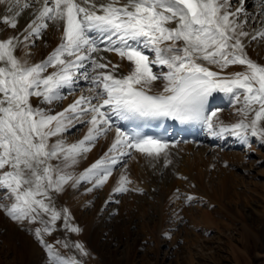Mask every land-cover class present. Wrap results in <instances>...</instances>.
I'll use <instances>...</instances> for the list:
<instances>
[{
	"label": "snow or ice",
	"instance_id": "snow-or-ice-1",
	"mask_svg": "<svg viewBox=\"0 0 264 264\" xmlns=\"http://www.w3.org/2000/svg\"><path fill=\"white\" fill-rule=\"evenodd\" d=\"M82 2L88 4L89 0ZM15 6V11L12 6L8 8L13 14L4 15L0 21L13 29L21 11L30 7L28 3L21 5V0H15ZM229 7L230 0H127L123 5L119 0H108L99 6L93 2L89 7L77 0H44L35 19L27 25L23 41L19 36L0 40V191L7 192L14 201L0 207H6L7 215L14 220L41 225L35 235L52 258L51 264L79 262L61 259L44 235L55 231L62 215L65 228L80 231L70 226L71 214L66 208L57 210L53 193L63 192L70 182L73 187L81 182L92 183L88 191L102 187L119 157L130 155L129 149L159 157L169 148L160 139L129 135L117 127L108 154L78 176L69 171L79 156L111 131L112 114L120 119L171 117L203 121L215 136L234 135L247 143L250 134L264 142V127L260 126L264 121V66L252 61L244 51L242 38L249 33L243 31L247 21L238 22L243 9L229 11ZM48 22L64 25L59 46L40 63L19 59L15 55L17 45L27 48L34 44L32 38L41 37ZM172 24L175 26L169 27ZM94 32L101 35L99 43L92 37ZM257 36L264 38V30L252 38ZM165 41L172 43L161 47ZM179 42L182 47L176 46ZM148 51L153 53L152 60ZM101 52H115L121 59L126 58L131 71L119 77L115 74L118 65L104 71L111 61L102 62L105 58L99 56ZM197 60L221 70L245 65L246 71L222 76ZM50 67L57 71L45 76ZM153 67H166L167 71L154 73ZM74 78L88 81L93 95H81L56 115L32 106L33 96L40 97L44 104L63 99L62 89H71ZM158 79L166 82L163 91L149 94ZM214 92L232 94L237 103L243 97L239 111L245 117L254 112V119L214 127L207 113V103ZM72 121L90 125L84 138L70 145L63 139L49 144L51 137L60 136ZM53 160L58 163L53 164ZM129 183L128 177L122 175L114 191L127 192ZM75 246L83 252V245Z\"/></svg>",
	"mask_w": 264,
	"mask_h": 264
},
{
	"label": "rangeland",
	"instance_id": "rangeland-1",
	"mask_svg": "<svg viewBox=\"0 0 264 264\" xmlns=\"http://www.w3.org/2000/svg\"><path fill=\"white\" fill-rule=\"evenodd\" d=\"M248 8V11L253 10V7ZM37 41H41V38H37ZM118 61H122L120 56ZM119 62L116 63V70L127 74L120 69L122 66ZM235 66L246 69L245 65ZM261 66H264V62ZM153 71L166 72L167 68L153 67ZM163 81L156 80L157 83ZM89 89V85L76 82L68 91H62L63 99L54 100L51 104L63 112L81 95H93ZM32 106L46 110L39 101L33 102ZM229 109H219L218 112ZM238 114L242 116L241 112ZM254 115L252 112L247 117L243 116L242 120L251 121ZM87 119L82 118L85 121ZM217 119L212 120L214 127H218ZM228 120L231 122L228 125L237 123ZM52 127H55V123ZM85 128H90V125L72 121L60 136L70 145L84 138ZM225 135L222 138L224 142L222 136L215 135L213 141V134L207 131L206 141L196 151L187 152L184 148H177L166 150V154L162 153L159 157L138 155L139 160L128 163L126 169L131 181L126 185L128 191L114 195H118L119 201L107 204L99 216L98 206L117 187L119 180L116 181L114 177L117 168L113 169L102 187L93 191H88L93 187L92 183L81 182L72 198L73 191L67 190L70 186L65 185L63 192L53 193L54 199L57 195L54 204L57 209L62 207L70 212V226L80 231L72 232L65 228L62 215L61 220L56 222L55 231L51 235L45 234L44 240L53 245L61 259H74L79 264H121L123 260L120 259L125 257L132 260L131 264H264V142L250 134L247 143L236 140L234 135ZM100 139L96 140L93 147L98 146ZM106 139L109 140L108 136ZM52 140L53 137L49 144L54 143ZM92 153L99 152L93 150ZM229 154H239L243 161H240L241 164L234 163L228 159ZM143 156L145 159H141ZM77 170L81 168L73 166L69 169L74 172ZM225 176L229 180L223 186L221 184ZM13 202L7 192L0 191V204L9 206ZM78 208L77 213L82 214L76 217ZM99 219L102 221L97 241L94 243L89 237L84 242L81 240L83 244L80 243L78 237L82 224L94 221L99 225ZM22 221L29 223L27 220ZM17 222L7 215L6 207H0V255L6 264L13 262L15 252L5 243V233L13 229L12 226L18 227ZM246 223L253 228L254 235H245ZM62 232H65L70 246L65 247V243L60 241L59 234ZM77 244L83 245V252L75 246ZM41 252L47 263L51 264L52 258L43 244Z\"/></svg>",
	"mask_w": 264,
	"mask_h": 264
},
{
	"label": "bare ground",
	"instance_id": "bare-ground-1",
	"mask_svg": "<svg viewBox=\"0 0 264 264\" xmlns=\"http://www.w3.org/2000/svg\"><path fill=\"white\" fill-rule=\"evenodd\" d=\"M43 2H44V0H39V2H37V0H21V5L23 3H28L30 5V7L23 9V11H21L20 15L17 17V26L15 29L11 28L9 25H5L2 22H0V40H6L7 38L12 37V36H19L20 40L23 41L24 35H27V33L25 32L27 25L33 19H35V13L37 12V9H39L42 6ZM77 2L81 3L82 6L89 7L91 5V3H93V2L97 6H99V4H101V3H107L108 0H89L88 4H83L82 0H77ZM125 3H127V0H119V5H123ZM10 6L13 7V11L16 10L15 0H6L5 3H0V21H2L4 15L11 16L13 14L12 12L8 11V8ZM249 6H250V8L253 7V10L248 11ZM237 8L243 9V12L240 14L238 22L247 21V23L243 24V31L249 33V35L247 37L242 38L243 43L245 45L244 51L246 52L247 56L252 61L257 63L258 65H263V62H264V38H260L259 36H257L256 39H253L252 37L255 36L259 31L264 30V16H261V13L264 12V0H230V7L228 10L229 11H235ZM174 26H175L174 24L169 25V27H174ZM257 28H258V30H257ZM63 30H64L63 23L57 25L53 22H48L47 29L43 31V33L40 37L41 41H37V38L33 37L32 39L35 41V43L34 44L30 43L27 48H25L23 44L17 45L16 50H15V55L19 59H21L22 61H27L29 64L40 63L41 61L46 59L47 56L50 55L56 47L59 46V44L61 43L62 38H63ZM171 43H172V41H165L164 44L161 45V47H164V46L169 45ZM176 46L182 47L183 44H182V42H179V43H177ZM147 54L148 55L152 54V57H150V59H149V60H152L153 59V53L151 51H148ZM93 55L96 56L97 54H93ZM99 56H103L105 58V60L102 62L112 61L113 65H116V63L119 62L118 61L119 56L116 55L115 53L101 52V53H99ZM197 63H202L205 67H208L212 71L220 72L222 76H230L233 73L246 71V69H241L235 65H231V66L221 70L219 67H217L214 64H208L207 61L197 60ZM119 64H120V66H122V68L120 67V69H123L124 72H126L127 74L131 71V64H128L125 59H122V61L119 62ZM111 70H112V64H109L108 68L105 69L104 71L108 72ZM117 70H116L115 74L118 77L122 76V75H127V74H124V73L117 71ZM55 71H57V68L50 67L47 69V72H45L44 75L51 74ZM76 80H80L82 83L89 84V86H91L88 81H85L82 78L76 79ZM76 82H78V81H76ZM165 83H166L165 81H163L161 83H157L156 81H154L152 84L150 92L160 94L163 91ZM77 99H75V100H77ZM75 100H73V101H75ZM217 100L219 101V103H218L219 105L221 104L222 106H225L226 108H228V106H230V109H229V111H223V112H221V111L218 112V110L214 111V112L212 111V113H215V115H212V113L210 114L209 117H210L211 121L213 120V118H218L219 123L217 125L219 126L221 123L224 125H228V123H231L228 119H231L232 121L235 120V122H239L240 120L243 119V115L241 116L238 114L240 112L239 109H241V107L243 105V97H241L240 103H237V101L235 100V98L232 94H226V93L221 92V93L217 94L216 101ZM38 101L43 107H46V110L49 111L50 114L56 115L59 112V108L56 105H53V104H44L43 105V103H41V98L37 99V98L31 97V103L32 104H33V102H38ZM254 107L258 108V105H254ZM250 113H252V112H250ZM235 114H238V115L236 117H234L233 115H235ZM111 118L113 121V127H112L111 131H109L106 135L101 136L100 138H103L102 140L100 138H98L101 141L99 140L100 142H97V145H98L97 147L96 146L91 147L90 151L83 153L81 156L78 157V163L76 165H74V167L81 168V170L80 171L77 170L76 172L73 171L77 176L79 174H81L85 169H88L89 167H91V165H93L94 163H96L98 160H100L106 154L109 153V149L111 147V144L114 142V139H115V135H116L115 130L117 127H120V124L122 121V119L115 116L114 114H112ZM247 122H250V120L248 119ZM232 124H234V123H232ZM260 126L264 127V121L260 122ZM206 128H207V124H206ZM88 131H89V128H87L86 131H84V134H87ZM107 136H108L110 141L108 139H106ZM234 137H236V136H234ZM222 138H223V135H222L221 139ZM236 138H237L236 140L239 139L238 137H236ZM58 139H62V137L61 136H53L52 141L55 143ZM106 142H107V144H106ZM198 146H199V144H188V145L169 144V148L167 150L184 148L186 151L187 150L196 151ZM93 150H95L96 152L98 151L99 153L94 154V153H92ZM128 151H129L130 155H127V156H130L132 159L131 158L127 159L126 155L120 156L118 159V162L112 166L113 169L117 168V171H118L115 174L116 176H114L117 178V179H115L116 181L119 180L122 175H126L127 177L130 176L128 174V172H126L128 170V168H127L129 165L128 163H131L134 160H139V158H137V157H138V155L142 154V153H139L135 150L131 151L129 149ZM189 151H187V152H189ZM135 154H137V155H135ZM113 155H118V153H113ZM142 155H144V154H142ZM86 156H87L88 160L86 159ZM89 156H90V158H89ZM144 156L141 159H145ZM227 157H228V159L230 158L234 163L243 161V160H241L242 159L241 157L239 158V154H231V155L229 154ZM133 158H135V159H133ZM52 163L56 164V163H58V161L53 160ZM240 164H241V162H240ZM207 166L208 165L206 164V167ZM122 170H123V173L119 174L120 172H122ZM228 180H229V177L226 178V176H225L223 178L221 185L225 186L226 183L228 182ZM110 184H112V183H110ZM202 184H204V183L202 182ZM68 186H70V188L68 187L67 190L73 191L71 194V198H72L76 194L75 189L77 187L71 186V182L68 184ZM113 187H114V183H113ZM116 194H117L116 192H114V193L111 192L109 195V198H107V200L102 201L100 203V205L98 206V214H97L98 216L100 215L101 211H104L106 209L107 204L114 203L117 201L118 195L114 196ZM56 199H57V195L55 196L54 203H55ZM68 200H69V197H68ZM82 207H85V206H82ZM61 208H59L57 210H60ZM78 211H79V208L76 211V213ZM112 213H113V211H112ZM81 214L82 213H77L75 215L77 217ZM102 215L103 214L101 213V216ZM107 215L108 214H106V216ZM44 217H45V220L49 219L48 216H44ZM8 220H10V219L8 218ZM99 220H100L99 225H97L96 222H94V221H91L90 223H87V224H85V223L82 224L81 233H79V237H78V240L80 241V243H82L81 240H83V242H84L85 239H87L89 237H92V240L94 241V243L97 241L96 239H98V230H99V227L101 226V221H102L101 219H99ZM27 222H29V223H25L22 220H20L17 222L18 227L12 226L13 229L11 228L10 231H7V233H5V235L7 237V240L5 241V243L8 245L10 250H13L15 252V253H13L14 254V260L11 264H48L46 259L43 256L42 252H41V243L37 240V237L34 234L35 229L38 226L41 227V225L38 222L34 224V223L30 222L29 220H27ZM247 225L248 224L246 223V227L244 229L245 235H247V234H250V235L253 234L254 235L255 232H254L253 228L251 229ZM81 234H83V235L80 237ZM249 236H248V238H250ZM59 237H60L59 238L60 241L67 244V246L71 245L70 242L66 241L68 239H67L65 232H62L61 234H59ZM93 241H92V243H93ZM4 255H6V254H4ZM5 260H6V256H5ZM120 260H123V261H121V264H131V262H132V260L130 261L128 257H125L124 259H120ZM109 262H111V261H109ZM0 264H6L4 261V258L2 257V254L0 255Z\"/></svg>",
	"mask_w": 264,
	"mask_h": 264
}]
</instances>
